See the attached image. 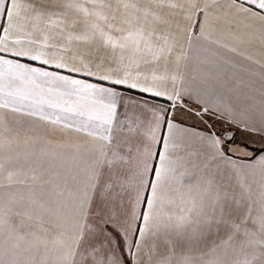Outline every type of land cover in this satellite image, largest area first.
<instances>
[{
	"label": "snow or ice",
	"instance_id": "6c2138e0",
	"mask_svg": "<svg viewBox=\"0 0 264 264\" xmlns=\"http://www.w3.org/2000/svg\"><path fill=\"white\" fill-rule=\"evenodd\" d=\"M257 44L264 55V0H0V135L11 113L17 132L40 133L29 142L55 131L86 161L35 202L57 221L45 261L152 264L163 240L155 264H264V193L240 214L243 195L220 183L225 171L242 189V176L264 183V147L247 143L264 144ZM190 157L199 175L181 170ZM13 215L0 208V264H32Z\"/></svg>",
	"mask_w": 264,
	"mask_h": 264
},
{
	"label": "crops",
	"instance_id": "0c3cea01",
	"mask_svg": "<svg viewBox=\"0 0 264 264\" xmlns=\"http://www.w3.org/2000/svg\"><path fill=\"white\" fill-rule=\"evenodd\" d=\"M249 54L253 55L255 59L264 60V55L259 51L258 44L249 49ZM193 73L199 76L200 70L194 67ZM256 87H259L258 83ZM252 94L256 96L258 101L259 93ZM137 98L141 97L137 96ZM161 103H164V101H161ZM5 123L9 131L0 135V143L7 147L9 137H14L15 142L11 144L10 150L0 152V163L4 165L3 172H0V208H8L12 213L20 214L12 216V225L15 228L14 242H18L20 245L21 259H28L32 261V264H51V260L45 261V257L50 255V250L53 247L51 240L55 238V233L49 232L47 226H55L57 221L51 213L39 211L35 202L40 201L41 192L51 194L53 191H59L65 187L71 188L70 177L81 171L86 161L82 160L72 149L55 147V144L64 139L58 132L50 131L47 133L46 139L52 142L50 145L44 143L33 144L29 142V137L35 138L40 133L28 132L23 127L17 132L16 118L11 113L5 114ZM188 123L192 122L188 121ZM216 127L220 128L221 125L217 123ZM236 140L240 144L245 142L243 135L240 133L236 134ZM76 142L84 143V138ZM247 143L249 150L264 147L258 136L251 137L247 140ZM190 160L191 162L185 164L181 170L190 175H199L196 166L200 164V161L195 157H190ZM9 172L13 174L11 182L8 180ZM33 175L40 176L41 180L47 181V183L40 184L33 181ZM66 179L68 180L67 186L64 184ZM240 180L244 181L247 187L242 189L239 186L240 181L225 171L220 183L225 187L229 196L235 195L239 198L243 195V199L238 201L240 214L243 213L245 206L252 202L253 215H256L259 211L261 194L264 193L262 178L259 173H256L242 176ZM54 185L59 187L54 188ZM65 199H67V196ZM45 235L49 240L47 248L40 243ZM17 237H23V239L18 240ZM4 239V236H0V242ZM80 251L82 255L87 256L86 248H82ZM201 251H206V249L193 250L192 254L198 255ZM166 254V246L161 240L157 251L152 256V264H155L157 260L163 258ZM220 257L221 259H229L231 257L230 250L227 255L221 250ZM79 260L80 257L78 256L77 261L79 262Z\"/></svg>",
	"mask_w": 264,
	"mask_h": 264
}]
</instances>
